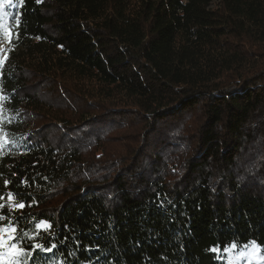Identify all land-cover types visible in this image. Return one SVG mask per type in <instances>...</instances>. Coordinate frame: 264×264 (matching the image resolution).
<instances>
[{"label":"trees","instance_id":"obj_1","mask_svg":"<svg viewBox=\"0 0 264 264\" xmlns=\"http://www.w3.org/2000/svg\"><path fill=\"white\" fill-rule=\"evenodd\" d=\"M14 3L0 224L52 225L38 264H225L233 241L264 252V0Z\"/></svg>","mask_w":264,"mask_h":264},{"label":"snow or ice","instance_id":"obj_2","mask_svg":"<svg viewBox=\"0 0 264 264\" xmlns=\"http://www.w3.org/2000/svg\"><path fill=\"white\" fill-rule=\"evenodd\" d=\"M19 3H23V0H18ZM40 0H37L39 3ZM7 3L9 6H13L14 0H0V31H3L9 42L13 37L14 33L10 31L9 28H5V20L9 17L10 13L3 11V5ZM16 25H19V20L16 19V16H12ZM3 64V61L0 60V65ZM7 183V182H6ZM9 199H12V194H8ZM2 199V197H0ZM31 206V204L27 205ZM4 207L3 204H0V209ZM26 207V204L23 200L17 201L14 205L9 206L8 213L9 215L17 211L19 209H23ZM5 217L0 215V221H3ZM20 219H24V217H18L15 221H10L9 226L5 228L2 224H0V264H3L5 258L7 257V264H38L36 257L40 252H52L53 249L57 247L55 243L48 241L46 243L33 242L36 240H41L42 236L41 232L47 234L49 229H51L52 225L48 223L46 220H40L35 224V228L33 231H36L35 236H29L27 230H21L18 232V226ZM38 230V231H37ZM7 242V243H6ZM255 246V241H250L248 244H245L244 247L248 248L249 246ZM237 247V243L235 241L231 242V247H225V252H231V249ZM7 248L6 251L4 249ZM213 251H220L218 248H214ZM243 255V253H242ZM39 264H45L44 261H39Z\"/></svg>","mask_w":264,"mask_h":264},{"label":"rangeland","instance_id":"obj_3","mask_svg":"<svg viewBox=\"0 0 264 264\" xmlns=\"http://www.w3.org/2000/svg\"><path fill=\"white\" fill-rule=\"evenodd\" d=\"M3 11L8 12L12 15L6 18L5 20V28L8 25H12L14 23V20L12 19V16H19L18 13V7L15 3H13V6H9L7 3L3 5ZM9 40L5 34L4 38L1 39L0 42V60L4 58L5 49L7 46H9ZM7 243V242H6ZM7 248L4 249L6 251ZM243 253V255H242ZM224 259L225 264H264V252L262 251V248L255 244V246H249L248 248H234L231 249V252H224L222 255ZM7 263V257L5 258V261L3 264Z\"/></svg>","mask_w":264,"mask_h":264},{"label":"built area","instance_id":"obj_4","mask_svg":"<svg viewBox=\"0 0 264 264\" xmlns=\"http://www.w3.org/2000/svg\"><path fill=\"white\" fill-rule=\"evenodd\" d=\"M19 16H17V18H18Z\"/></svg>","mask_w":264,"mask_h":264}]
</instances>
